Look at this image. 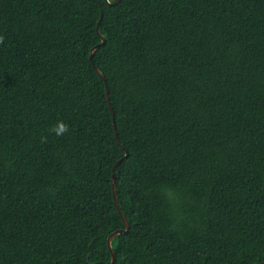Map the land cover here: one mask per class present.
Masks as SVG:
<instances>
[{
	"label": "trees",
	"instance_id": "16d2710c",
	"mask_svg": "<svg viewBox=\"0 0 264 264\" xmlns=\"http://www.w3.org/2000/svg\"><path fill=\"white\" fill-rule=\"evenodd\" d=\"M0 36V264H110L118 162L115 264L264 262V0H0Z\"/></svg>",
	"mask_w": 264,
	"mask_h": 264
},
{
	"label": "water",
	"instance_id": "95a60500",
	"mask_svg": "<svg viewBox=\"0 0 264 264\" xmlns=\"http://www.w3.org/2000/svg\"><path fill=\"white\" fill-rule=\"evenodd\" d=\"M122 0H115L114 2H110L109 0H106V3L109 5V6H114V5H117L121 2ZM103 18V13H102V17L101 19ZM98 33L101 35L99 29H98ZM101 39H102V42L97 45L94 49H92L91 51V55H90V59L92 60L93 58V55L94 53L96 52V50H98L101 46H104L105 43H106V39L103 35H101ZM94 68L97 72V74L103 78L105 81V76L103 75V73L96 67V65H94ZM107 98H108V101H109V105H110V108L112 110V113L114 114V111H113V108H112V104L110 102V98H109V91L107 89ZM114 125H115V134H116V138L119 140V136H118V131H117V128H116V124H115V120H114ZM128 156V154L126 155ZM120 162H118L115 167H114V174H113V192H114V199H115V203H116V206L118 208V211L120 213V215L122 216L125 224H126V229L125 230H117L115 232H113L112 234H110L109 238H108V247H109V250H110V253H111V256H112V261L110 264H115L116 263V255H115V252H114V249H113V246H112V242L113 240L119 236V235H122V234H129L130 232V225H129V222H128V219L127 217L125 216L124 212L122 211L121 207H120V203H119V200H118V195H117V185H116V177H117V174H116V169H117V166L119 165ZM257 264H264V262H261V263H257Z\"/></svg>",
	"mask_w": 264,
	"mask_h": 264
},
{
	"label": "clouds",
	"instance_id": "9594fccd",
	"mask_svg": "<svg viewBox=\"0 0 264 264\" xmlns=\"http://www.w3.org/2000/svg\"><path fill=\"white\" fill-rule=\"evenodd\" d=\"M3 43H4V37L0 36V44ZM68 130H69V126L65 124L63 121L58 122L57 125L52 129V131L55 132L57 136H63L68 132ZM46 142H47V138L42 137L41 143H46Z\"/></svg>",
	"mask_w": 264,
	"mask_h": 264
}]
</instances>
